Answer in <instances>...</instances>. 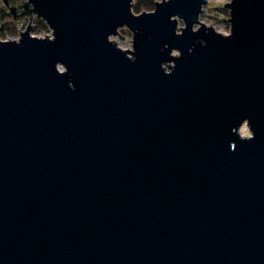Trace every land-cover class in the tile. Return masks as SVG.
I'll list each match as a JSON object with an SVG mask.
<instances>
[{"label": "water", "instance_id": "95a60500", "mask_svg": "<svg viewBox=\"0 0 264 264\" xmlns=\"http://www.w3.org/2000/svg\"><path fill=\"white\" fill-rule=\"evenodd\" d=\"M2 1L0 264H264V0Z\"/></svg>", "mask_w": 264, "mask_h": 264}, {"label": "rangeland", "instance_id": "374dc122", "mask_svg": "<svg viewBox=\"0 0 264 264\" xmlns=\"http://www.w3.org/2000/svg\"><path fill=\"white\" fill-rule=\"evenodd\" d=\"M24 1L25 0H22L21 2L18 1L15 4L11 3L12 5L17 6L18 13L21 12L22 4L24 3ZM230 1L231 0H208V3L204 6L207 11L205 14H201L200 20L209 26H213L216 30L220 32H223L225 34L230 33V13L229 9L225 7V3ZM5 8L9 12L8 7L5 6ZM132 8L135 12L134 3ZM29 23L30 25L33 24L31 27L32 35L39 37H46L48 35L52 37V30L48 27L45 21L41 19V17L37 16L35 13H29L14 19L12 14L8 15L4 12V10L0 9V39H18L21 35V31H24L29 25ZM44 24L46 25V27ZM182 25H184V22L181 18H179V26ZM198 26H200V24H196L195 27ZM119 33L125 37L121 38L119 34H117L113 35L111 39L113 41H117V44L124 49H132L133 32L128 27H122L119 29ZM240 132L243 135H250L252 133L247 123H244L241 126Z\"/></svg>", "mask_w": 264, "mask_h": 264}, {"label": "trees", "instance_id": "16d2710c", "mask_svg": "<svg viewBox=\"0 0 264 264\" xmlns=\"http://www.w3.org/2000/svg\"><path fill=\"white\" fill-rule=\"evenodd\" d=\"M10 1L12 4H15L16 2L18 1L21 2L22 0H10ZM155 1L156 0H135L134 10L137 13H140L144 10H147V11L153 10L155 6ZM0 9L4 10V12L7 13L8 15H11V13L6 10L4 2L2 0H0Z\"/></svg>", "mask_w": 264, "mask_h": 264}, {"label": "bare ground", "instance_id": "6f19581e", "mask_svg": "<svg viewBox=\"0 0 264 264\" xmlns=\"http://www.w3.org/2000/svg\"><path fill=\"white\" fill-rule=\"evenodd\" d=\"M2 40H6V39H2Z\"/></svg>", "mask_w": 264, "mask_h": 264}]
</instances>
